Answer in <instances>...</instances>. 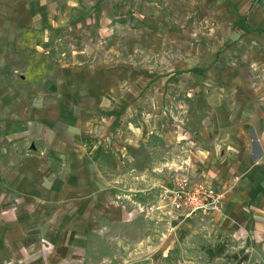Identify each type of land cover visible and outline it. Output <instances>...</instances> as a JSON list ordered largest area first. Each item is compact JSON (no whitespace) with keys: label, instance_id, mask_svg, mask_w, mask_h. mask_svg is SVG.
<instances>
[{"label":"rangeland","instance_id":"obj_1","mask_svg":"<svg viewBox=\"0 0 264 264\" xmlns=\"http://www.w3.org/2000/svg\"><path fill=\"white\" fill-rule=\"evenodd\" d=\"M249 28L264 29V0H0V177L35 144L66 138L64 107L99 116L85 129L88 141L156 136L158 149L139 162L177 163L182 150L161 136L201 133L195 126L210 125L208 103L236 111L237 87L264 80L263 64L248 58L249 43L264 33L250 38ZM123 93L131 125L109 128L106 112ZM174 173L153 169L152 191H140L132 205L122 187L123 225L102 220L86 256L66 264H264L263 229L246 242L176 207L170 194L162 199L158 179ZM7 205L0 194V221L12 212ZM219 242L223 255L209 258L206 248ZM44 254L22 264H48Z\"/></svg>","mask_w":264,"mask_h":264},{"label":"crops","instance_id":"obj_2","mask_svg":"<svg viewBox=\"0 0 264 264\" xmlns=\"http://www.w3.org/2000/svg\"><path fill=\"white\" fill-rule=\"evenodd\" d=\"M64 19L72 23L70 18ZM243 33L254 38L264 29L249 28ZM254 39L249 43V61L264 66V50L260 54L254 48H264V39ZM237 88L236 111L220 104L217 112L216 106L208 103L210 125L204 129L195 126L201 133L161 136L163 143L169 136V147L182 152L177 163L161 161L159 168L149 160L139 162L145 152L158 149L159 145H153L156 136L88 141L85 129L100 122L99 116L87 115L88 107H84L79 118L64 107L62 115L69 114L66 138L61 143L35 144L25 155L18 152L22 159L14 161V169L0 177L2 205L6 202L12 211L0 221V264L29 263L40 251L46 253L43 259L48 264L85 257L92 235L103 231L97 228L102 220L121 226L127 219L129 203L124 201L126 194L121 196L122 187L127 186L135 198H130L132 205L140 191H152L153 181L147 175L153 169L176 172L158 179L163 200L184 175L222 191L221 210L205 217L220 232L250 242L264 230V80ZM97 93L99 98L105 94ZM125 94L116 105L118 109L107 110V127L131 125ZM108 98H113L112 93ZM216 113L223 114L218 118ZM51 123L46 125L51 127ZM139 177L148 181L145 188L137 187Z\"/></svg>","mask_w":264,"mask_h":264},{"label":"built area","instance_id":"obj_3","mask_svg":"<svg viewBox=\"0 0 264 264\" xmlns=\"http://www.w3.org/2000/svg\"><path fill=\"white\" fill-rule=\"evenodd\" d=\"M176 207H186L188 214L208 215L221 210L224 194L202 181L181 177L176 187L169 192Z\"/></svg>","mask_w":264,"mask_h":264},{"label":"trees","instance_id":"obj_4","mask_svg":"<svg viewBox=\"0 0 264 264\" xmlns=\"http://www.w3.org/2000/svg\"><path fill=\"white\" fill-rule=\"evenodd\" d=\"M224 250H225V245L219 242L213 248H206L205 252L209 256V258L212 259V258H215L216 256L223 255Z\"/></svg>","mask_w":264,"mask_h":264}]
</instances>
